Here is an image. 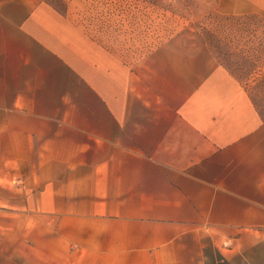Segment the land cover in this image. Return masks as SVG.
I'll return each mask as SVG.
<instances>
[{
    "label": "crops",
    "instance_id": "1",
    "mask_svg": "<svg viewBox=\"0 0 264 264\" xmlns=\"http://www.w3.org/2000/svg\"><path fill=\"white\" fill-rule=\"evenodd\" d=\"M214 10L264 20V0ZM218 253L264 264V118L247 87L206 42L132 62L51 1L0 0V264Z\"/></svg>",
    "mask_w": 264,
    "mask_h": 264
},
{
    "label": "rangeland",
    "instance_id": "2",
    "mask_svg": "<svg viewBox=\"0 0 264 264\" xmlns=\"http://www.w3.org/2000/svg\"><path fill=\"white\" fill-rule=\"evenodd\" d=\"M48 1L132 62L164 42H206L214 56L247 87L264 116V90L255 85V78L264 77L261 17L223 15L214 10L216 0Z\"/></svg>",
    "mask_w": 264,
    "mask_h": 264
},
{
    "label": "built area",
    "instance_id": "3",
    "mask_svg": "<svg viewBox=\"0 0 264 264\" xmlns=\"http://www.w3.org/2000/svg\"><path fill=\"white\" fill-rule=\"evenodd\" d=\"M12 184L15 186V187H19V188H24L26 186L25 182H24V179L22 178H15L13 181H12ZM232 246V240L230 239H224V241L222 242V248H230ZM78 245L77 244H73L72 245V249H77Z\"/></svg>",
    "mask_w": 264,
    "mask_h": 264
},
{
    "label": "trees",
    "instance_id": "4",
    "mask_svg": "<svg viewBox=\"0 0 264 264\" xmlns=\"http://www.w3.org/2000/svg\"><path fill=\"white\" fill-rule=\"evenodd\" d=\"M234 16H232V17H234ZM251 16H253V15H251ZM257 58H260V57L257 56ZM255 85H256V88H261L262 87L263 90H264V77L259 78V79L258 78H255ZM259 113L261 114V116H263L260 109H259ZM263 118H264V116H263ZM218 255H219V262H221L222 264H225V263L228 264V262L226 261V259L221 254L218 253Z\"/></svg>",
    "mask_w": 264,
    "mask_h": 264
}]
</instances>
